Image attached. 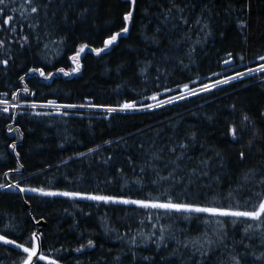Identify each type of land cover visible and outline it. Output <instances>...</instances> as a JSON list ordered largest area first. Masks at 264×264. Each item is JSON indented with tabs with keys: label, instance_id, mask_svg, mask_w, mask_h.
<instances>
[{
	"label": "trees",
	"instance_id": "obj_1",
	"mask_svg": "<svg viewBox=\"0 0 264 264\" xmlns=\"http://www.w3.org/2000/svg\"><path fill=\"white\" fill-rule=\"evenodd\" d=\"M130 10L129 31L100 55L92 52L120 32ZM85 44L74 72L69 57ZM261 55L264 0H5L0 101L10 105L5 113L0 103V183L250 207L259 199L254 193L264 192V73L199 89L257 68ZM35 68L52 76L40 78L29 71ZM184 84L198 95L142 107L156 103L146 99L152 95L178 96ZM48 101L85 107L52 110L43 106ZM133 101L139 110H104ZM187 215L0 189V234L27 243L36 232L43 253L58 264H234L232 256L264 264V226L219 218L221 228L203 214ZM37 221L45 226L35 227ZM205 233L213 244L198 251L192 241L202 243ZM24 256L0 244V264Z\"/></svg>",
	"mask_w": 264,
	"mask_h": 264
},
{
	"label": "snow or ice",
	"instance_id": "obj_2",
	"mask_svg": "<svg viewBox=\"0 0 264 264\" xmlns=\"http://www.w3.org/2000/svg\"><path fill=\"white\" fill-rule=\"evenodd\" d=\"M5 0H0V5L4 4ZM132 4L135 5L136 0H131ZM173 7H176L174 4ZM31 11L33 13L37 12L38 9L36 7H32ZM178 11H183V9H178ZM133 17V11H127L123 16V24L124 26L121 28L120 32L113 33L111 36H109L107 39L104 40L103 48H92L91 51L94 52L96 55H100L102 52H104L106 49H108L111 45H113L120 35L122 33H127L129 31L128 29V23L131 21ZM12 20V17L9 16L6 20L3 21L5 25H7ZM199 23V21H197ZM88 47V45H81L79 49L76 51V54L73 56H70L69 59L76 63V68L73 69V71H79L80 65H79V57L80 54L85 51V49ZM229 57H231V53H228ZM259 60L264 61V55H261L258 57ZM241 60H243V57H241ZM6 63V62H5ZM224 63H230L229 60L224 61ZM30 72H36L41 77H44V79H48L52 76V73H48L47 75L45 72L40 68L30 69ZM59 72H62L64 75H69L68 72H65L63 68L58 69ZM252 73H264V63H261L257 68H248L247 72H236L234 76H229L226 79L223 80H216L212 84H203L199 91L200 92H209L212 89L216 88L219 84H228L230 80L235 79H242L246 75H251ZM213 75H219L218 73H214ZM21 81L24 80V77L20 78ZM194 83V81L192 82ZM178 87H180L178 85ZM182 91L180 94L176 97H170L167 100H158L157 95H152L150 97H147L146 99L155 101V104H146L142 107L147 109L160 108L164 104H172L175 100H183L186 99V95L189 96H195L198 95V92L194 88H189L188 84L182 85ZM24 92H28V88L25 87L23 89ZM13 99H16L15 94H13ZM0 103H3L5 107L3 108V112H8V102L7 101H0ZM44 107L47 106H56L55 101H48L47 105H43ZM88 107H102L100 105H87ZM33 108L36 107L35 104L32 105ZM63 107H85V105H63ZM108 113H113L116 111H129V110H139L137 109L136 102L133 101L131 103L125 102L122 105H119V107H107L104 109ZM245 120L248 118L245 117ZM229 133L231 135L232 140L237 139V130L236 128H230ZM251 143V141H249ZM13 147H15L13 145ZM181 148L184 147V145L180 146ZM94 151V149H89V152ZM79 155L83 156L84 153H80ZM245 154L243 152L240 153V158L244 159ZM177 159H182L181 157H177ZM202 163H207V161H202ZM14 171H19V169H15ZM193 174H196V170L193 169ZM206 175V173H204ZM5 177H7L8 173H4ZM171 178V174L169 177H160V179L167 180ZM247 179V176L245 177ZM155 183V181L153 182ZM261 184H264V179L260 181ZM6 188H18L21 193L26 192H32L37 193L41 196H47V197H54V196H62L67 197L69 199H85L89 201H94L97 203H103V204H120V205H134L137 208L141 209H153V210H162L164 213H180V214H189L185 216V219H191L193 218V214L196 215V218L199 219L200 214H203L206 218L204 222L212 223L213 221L220 226L221 228L224 225V221L220 220L219 218H230L231 222L233 224H236L237 222H240L242 220H251L255 221L256 228L261 229L262 226H264V192H256L254 195L258 197V202H253L250 207H247L245 209H241L240 206L237 205H217V204H200L198 202L192 201V202H183V201H174L173 199L169 198L164 201H161L159 198L157 199H133V198H126L124 196H117V195H109V194H95V193H82V192H76V191H46L43 188H24L20 187L19 184H4L0 183V189H6ZM232 195L231 193L229 194ZM151 218V217H149ZM158 218V217H157ZM39 223V221H37ZM155 227V225H153ZM253 227L252 224H248L247 227L244 229L245 232H247L249 229ZM163 235V230L162 234ZM205 239L201 243L200 241H192L193 246L199 245L197 250L199 251L204 247V244L212 245L213 240L210 238H207V233L204 234ZM30 242L27 243H18L17 239H10L7 234H0V244L6 245V246H12L15 249H18L25 253V256L19 260V264H39L40 261H43L44 264H58V261L56 259L50 258L49 256L45 255L43 251L41 250V237L36 232H33L29 238ZM93 241L89 240L87 247H92ZM83 247V245H82ZM77 252L81 251L80 248L76 249ZM202 255H205V252H201ZM231 261L234 262V264H240L239 259L236 256L230 257Z\"/></svg>",
	"mask_w": 264,
	"mask_h": 264
},
{
	"label": "rangeland",
	"instance_id": "obj_3",
	"mask_svg": "<svg viewBox=\"0 0 264 264\" xmlns=\"http://www.w3.org/2000/svg\"><path fill=\"white\" fill-rule=\"evenodd\" d=\"M232 76H234V75H232ZM226 79V78H225ZM230 81H232V80H230ZM207 84H212V83H207ZM220 85H222V84H219L218 86H220ZM218 86L216 87V88H218ZM186 95V97L187 96H189V95H187V94H185ZM177 100H179V99H177ZM155 103V102H154ZM22 104V103H21ZM10 104H8V106H9ZM11 106H16L17 107V105H16V103H13ZM18 106H21L20 104L18 105ZM22 106H28V105H25V104H22ZM45 108H48V109H52V110H63L64 108H69V107H63V106H58V105H56V106H47V107H45ZM85 109H91V108H85ZM93 109V108H92Z\"/></svg>",
	"mask_w": 264,
	"mask_h": 264
},
{
	"label": "water",
	"instance_id": "obj_4",
	"mask_svg": "<svg viewBox=\"0 0 264 264\" xmlns=\"http://www.w3.org/2000/svg\"><path fill=\"white\" fill-rule=\"evenodd\" d=\"M87 52V50L85 49V51L83 52L84 54ZM82 53V54H83ZM82 54H80V57H79V61L82 59V57H83V55ZM74 68H76V63L74 64ZM40 78H42V77H40ZM50 78V77H49ZM44 80V79H43ZM57 114H61V112H57ZM25 207L27 208V206L25 205ZM34 226H36V227H44L45 226V224L42 222V221H40L39 223H35L34 224Z\"/></svg>",
	"mask_w": 264,
	"mask_h": 264
},
{
	"label": "bare ground",
	"instance_id": "obj_5",
	"mask_svg": "<svg viewBox=\"0 0 264 264\" xmlns=\"http://www.w3.org/2000/svg\"><path fill=\"white\" fill-rule=\"evenodd\" d=\"M230 65H232V62H230ZM183 90V89H182ZM151 103L155 102V101H152L150 100ZM59 112V111H58ZM57 114V113H56ZM59 115V114H58ZM36 227V226H35ZM39 228V227H38Z\"/></svg>",
	"mask_w": 264,
	"mask_h": 264
}]
</instances>
